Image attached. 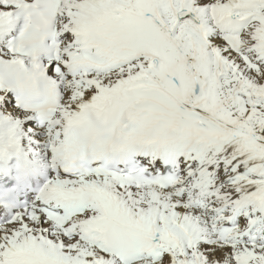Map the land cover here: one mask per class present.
Returning a JSON list of instances; mask_svg holds the SVG:
<instances>
[{"label":"snow or ice","instance_id":"obj_1","mask_svg":"<svg viewBox=\"0 0 264 264\" xmlns=\"http://www.w3.org/2000/svg\"><path fill=\"white\" fill-rule=\"evenodd\" d=\"M0 264H264V0H0Z\"/></svg>","mask_w":264,"mask_h":264}]
</instances>
